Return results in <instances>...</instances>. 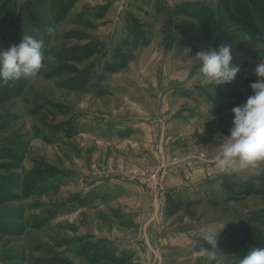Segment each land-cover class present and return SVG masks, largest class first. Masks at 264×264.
<instances>
[{
	"label": "rangeland",
	"instance_id": "rangeland-1",
	"mask_svg": "<svg viewBox=\"0 0 264 264\" xmlns=\"http://www.w3.org/2000/svg\"><path fill=\"white\" fill-rule=\"evenodd\" d=\"M25 34L53 59L0 83V264H215L217 225L220 264L264 247V162L215 166L264 62V0H0V51ZM221 43L234 82L194 78Z\"/></svg>",
	"mask_w": 264,
	"mask_h": 264
},
{
	"label": "clouds",
	"instance_id": "clouds-1",
	"mask_svg": "<svg viewBox=\"0 0 264 264\" xmlns=\"http://www.w3.org/2000/svg\"><path fill=\"white\" fill-rule=\"evenodd\" d=\"M49 35L54 33L48 29ZM250 37H245L247 41ZM42 40L33 35L25 34L22 42L0 51V83L20 80L21 78L35 79L44 62L52 61L46 57ZM191 49H186L185 53ZM200 62L196 77L209 85H227L234 82L241 68L234 62L232 46L221 43L218 48H208L196 53L194 57ZM257 82L251 83L253 90L245 103L232 109L234 113L233 127L230 135L223 138L220 144V154L215 158L216 168L225 174L244 172L264 162V62L258 63L254 69ZM227 225L222 227L210 226L201 239L210 246L206 249L207 260L220 264L218 254V239ZM239 264H264V247L252 248Z\"/></svg>",
	"mask_w": 264,
	"mask_h": 264
},
{
	"label": "trees",
	"instance_id": "trees-1",
	"mask_svg": "<svg viewBox=\"0 0 264 264\" xmlns=\"http://www.w3.org/2000/svg\"><path fill=\"white\" fill-rule=\"evenodd\" d=\"M180 209V205L172 198V196H167V214L173 215L177 213Z\"/></svg>",
	"mask_w": 264,
	"mask_h": 264
}]
</instances>
